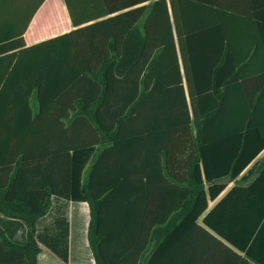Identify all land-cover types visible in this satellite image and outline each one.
Instances as JSON below:
<instances>
[{"label": "trees", "instance_id": "obj_1", "mask_svg": "<svg viewBox=\"0 0 264 264\" xmlns=\"http://www.w3.org/2000/svg\"><path fill=\"white\" fill-rule=\"evenodd\" d=\"M4 21L0 214L27 242L0 228V264H38L56 200L88 205L95 264H264V0H37Z\"/></svg>", "mask_w": 264, "mask_h": 264}, {"label": "crops", "instance_id": "obj_2", "mask_svg": "<svg viewBox=\"0 0 264 264\" xmlns=\"http://www.w3.org/2000/svg\"><path fill=\"white\" fill-rule=\"evenodd\" d=\"M47 1L45 2L46 6ZM37 6V0H11L5 2L0 0V38L6 33L4 20L10 23H19L26 20L27 14ZM11 7V8H10ZM8 15H5V12ZM1 45V44H0ZM264 157V151L259 155L256 161ZM245 173L242 174V176ZM234 184H230L222 193L220 198L215 202H210L209 211L217 204V202L225 197L233 188ZM68 203L63 200H56L53 208L38 223V235L42 236L46 242H39L41 252L38 255V264H95L92 251L89 247L87 232L90 220L89 207L83 202H71L74 207L73 212H68ZM84 213L88 214V220L85 228H80L79 218ZM202 218L199 222L204 226ZM66 220L68 224V243L65 246H60L59 251L63 254L60 256L50 248L52 237L56 236L58 231L62 230L59 224ZM205 227V226H204ZM0 228H2L9 240L14 243L25 245L27 242V228L19 220L11 219L0 214Z\"/></svg>", "mask_w": 264, "mask_h": 264}, {"label": "rangeland", "instance_id": "obj_3", "mask_svg": "<svg viewBox=\"0 0 264 264\" xmlns=\"http://www.w3.org/2000/svg\"><path fill=\"white\" fill-rule=\"evenodd\" d=\"M73 204H71V202L70 203H68V212H73V210H74V207L72 206Z\"/></svg>", "mask_w": 264, "mask_h": 264}]
</instances>
